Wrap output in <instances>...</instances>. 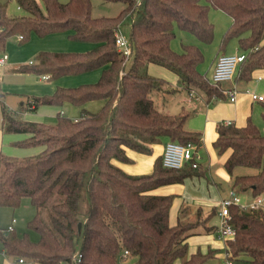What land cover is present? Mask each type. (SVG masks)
Instances as JSON below:
<instances>
[{"label": "trees", "instance_id": "obj_1", "mask_svg": "<svg viewBox=\"0 0 264 264\" xmlns=\"http://www.w3.org/2000/svg\"><path fill=\"white\" fill-rule=\"evenodd\" d=\"M105 1H122L124 7L116 15L95 17L91 0H42L44 8L37 0H17L28 14L12 15L8 0L0 2V53L10 36L21 35L24 42L32 33L69 31V38L92 44L84 51L39 50L31 63L19 64L17 71L53 80L100 69L95 81L56 86L50 94L28 98L31 109L77 106L76 119L57 112L52 123L26 120L0 105L1 132L25 134L12 144L36 148L21 157L0 151V206L13 208L29 198L34 214L27 227L39 236L31 240L28 232L0 229L3 251L43 264H120L125 250L126 257L133 259L130 264H207L219 248L190 251L186 239L214 233L215 223L209 221L216 219L219 203L211 204L206 213L197 206L191 218L183 214L188 207L179 203L172 222L170 211L177 194L151 192L205 175L206 168L191 162L168 168L158 155L149 173L130 174L112 160L130 161L124 147L151 153V144L161 137L200 145L201 132L185 127L188 109L170 113L157 108L152 95L167 81L148 74L146 68L148 64L166 67L179 85L204 94L207 101L226 98L230 88L200 71L203 52L197 44L184 43L180 51L171 46L175 28L207 44L214 34L209 11L225 12L230 23L217 51L224 53L230 39L237 37L245 57L237 66L236 80L249 82L255 70L264 68V0ZM127 17L130 52L124 54L117 48L115 33ZM168 88L166 92L175 91L171 85ZM91 100H103L96 112L84 108ZM261 106L264 119V101ZM215 130L212 146L218 153L228 150L223 166L230 175L236 166L257 169L234 174L231 188L249 198L263 195L264 134L250 117L242 125L218 122ZM143 139L150 144L142 145ZM228 211L226 223L234 230L224 246L229 257L264 264V211L238 205H230Z\"/></svg>", "mask_w": 264, "mask_h": 264}, {"label": "rangeland", "instance_id": "obj_2", "mask_svg": "<svg viewBox=\"0 0 264 264\" xmlns=\"http://www.w3.org/2000/svg\"><path fill=\"white\" fill-rule=\"evenodd\" d=\"M5 0H0V2ZM41 8H44L42 0H37ZM61 2H66V0H59ZM91 15L92 16H113L116 15L123 7L124 2L122 1H105V0H91ZM8 13L12 15L16 14H22L27 15V11L19 8L17 0H8ZM209 18L214 24V34H213V40L210 43H202L200 42L194 35L186 32V31H179L175 30L176 34L175 37L171 40V46L176 50H181V45L184 43H196L201 51L203 52V60L201 63H199L198 67L199 69L206 73L209 77L211 74V64L215 60L216 56L220 53L215 52L217 46L220 43L222 32L226 29L228 24L230 23V17L223 11L219 9H211L209 11ZM128 31H129V18L127 17L125 19V23L121 26L120 32L125 37H128ZM9 40L13 42L15 45L17 44L15 35H12L9 37ZM87 50V49H86ZM84 51V50H79ZM240 51L238 49V42L237 37L231 38L230 41L227 44V47L222 52L227 53H238ZM99 70V69H96ZM146 72L150 75H153L155 77H161L165 80H167V84L162 85L158 91L153 93V98L155 101V104L157 108L164 112H170V113H176L179 111L178 107H180L179 99L181 96H183V88L176 89V91L172 92H166V89L169 90L168 86L170 83L174 84L176 82V75L169 69H167L164 66L158 65V64H149L146 68ZM236 73L231 81L226 83L228 88H234L232 86V83L234 80H236ZM260 74L262 78L260 80H256V76ZM36 77V76H35ZM34 81H36V78H33ZM55 82V79H46L43 83L53 84ZM92 82V81H90ZM170 82V83H169ZM41 83V84H43ZM56 84V83H54ZM78 85V84H77ZM225 85V84H223ZM47 86V85H45ZM61 86V85H60ZM76 86V85H72ZM173 87V86H172ZM237 90H239L237 88ZM170 91V90H169ZM256 92L257 94L264 95V68L263 69H257L253 73L252 79L247 82L246 86H243L240 88L239 91L236 92V97H242L244 99V105L249 110V114H251L252 119L255 120L257 123H263L264 126V119L263 117H259L257 114L259 109L261 108L260 102L253 101L250 98V92ZM174 92V93H173ZM198 93V92H197ZM204 96V94H202ZM239 95V96H238ZM17 96V94L10 93L7 94L4 101L7 105L11 106V104L14 102V98ZM198 97V95H197ZM235 97V98H236ZM166 99V100H165ZM231 103L227 100H221L220 102H217L215 105H211L207 108L201 107L200 109H197L195 114L189 116L187 120L185 121V127L191 130H199L202 132V138H203V145L200 147V153L202 154L201 158L199 157V161L201 162H207L209 167V173L206 172L205 175H201L199 177L193 176V177H187L184 181V184H169L166 186V188L169 189V192H178V190L182 187V194H183V203L188 208H186V211H183L184 216H189L187 213H193L194 209L197 206H201L202 210L206 213V203H215L218 202L219 196L224 194L228 191V188L231 186L233 175L234 174H252L257 171L256 168L247 167V166H236L233 170V174L230 175L223 166V156L225 153H218L212 146L211 140L212 136H214L215 131L213 130L214 123L219 120L220 117H225L230 111ZM166 110V111H165ZM206 113H208L209 118L206 116ZM1 117V115H0ZM21 117V115H19ZM211 117V118H210ZM50 119V121L47 120ZM215 118L216 120H214ZM55 119V115H45L43 121L47 123H52ZM251 119V120H252ZM259 128V127H258ZM260 132L264 134V129L261 127L259 128ZM2 133V132H1ZM2 143L0 146V151L5 154H10L13 156L21 157L25 154L32 153L31 150H23L28 148H20L22 149L21 152H25L24 154L15 153L17 149L16 146H14L12 143H14V140L12 141L9 136L13 135L14 137L19 138V134L17 133H2ZM141 144L144 146H148L150 143L146 139H143L141 141ZM154 144H157V142L152 143V151L153 148L155 149L156 146H153ZM159 147V145L156 147V149ZM134 150V149H132ZM137 151V150H135ZM139 154L138 157H141L142 159H146L149 161L152 155V153L147 152H140L137 151ZM150 157V158H149ZM116 161H120L115 159ZM132 159L130 160V162ZM138 161V158L135 162ZM144 164V161H143ZM142 164V165H143ZM199 164V163H198ZM135 174H144V173H135ZM155 190V189H154ZM152 190V191H154ZM151 191V192H152ZM156 191L158 193H162L160 191V187L156 188ZM165 190H163L164 192ZM204 204V207H203ZM86 205V200H82V206ZM196 213V212H195ZM194 216H189L195 217ZM34 214V207L29 201V198L24 197L21 199V202L16 207H9V206H0V228L6 227L9 223V219L11 215H14L17 221L13 223V226L15 227V231L18 234H22L23 232H28L29 238L31 240H37L38 239V233L32 229H29L27 227V221L33 216ZM210 223L217 222V219H211L209 221ZM211 234V233H210ZM214 237L215 234L213 233ZM212 236V235H209ZM216 238V237H215ZM214 239V238H213ZM225 246V245H224ZM132 258L124 257L122 260H120V264H130L132 262ZM30 263L24 259L23 264ZM31 263H36L35 261H31ZM221 264V262H219ZM216 259H212L209 261V264H219ZM0 264H16V258L7 255L2 250V243L0 241ZM58 264H66V262H61ZM233 264H250L249 261L246 258H239L237 260H233Z\"/></svg>", "mask_w": 264, "mask_h": 264}, {"label": "crops", "instance_id": "obj_3", "mask_svg": "<svg viewBox=\"0 0 264 264\" xmlns=\"http://www.w3.org/2000/svg\"><path fill=\"white\" fill-rule=\"evenodd\" d=\"M18 7H19V5H18ZM175 30L182 31L178 28H175ZM175 33H176V31H175ZM68 34H69V31L53 32V33H49L45 36H38L35 33H32L30 35L29 39L24 41V42H20L21 38H19L18 35H15V38L17 41L16 45L13 42H11L9 40V38L7 39L5 47H4V51H3L7 54V60H6L4 65L0 66V105L1 104L5 105V107L8 110L17 111V113H19V115H21V118L26 119V120H34V121L43 120L45 115L54 116L57 112H60V114L69 116L73 119H76L80 116V108L77 106L71 105L69 103H65L61 107H57V106H53V105H39L35 109H31V108L27 107V101H28V98L31 96H41V95H46V94L52 93L56 86H60V85L61 86H72V85H77V84L84 83V82L95 81L100 74V69L99 70H92V71L85 72V73L78 74V75L60 76L59 78L55 79L54 83H56V84L53 83L50 86H48L49 84L43 83L44 80H46V78L42 77L43 75H35L33 73H30V72H20V71L16 70L17 67L19 66V64H21V63H25V62L31 63L36 52H38L39 50H42V49L79 51V50L89 49L92 46V44L89 42H82V41L73 40V39L69 38ZM194 44H196V43H194ZM215 52L218 53L217 48H216ZM224 53H227V52H224ZM215 60H216V58H215ZM215 60L211 64V67H210L211 71H212V68L214 66ZM33 78H36V81H34ZM261 78H262V76L260 74H258L256 76V80H260ZM228 82L229 81H226V82H224V84H226ZM41 83H43V84H41ZM246 84H247V82L234 80L232 83V86H234L236 88V90H237V88L240 90V88H242L243 86H246ZM45 85H47V86H45ZM170 85L175 88V91H176V89L183 88L182 89L183 90V92H182L183 96L181 94L179 95V96H181V98L179 99L180 107H178V109H179V111L182 108L188 109L190 111V116L195 114L196 110L200 109L202 106L207 108L211 105H215L217 102H220L221 100H224V101L228 100L232 104L230 107V111L227 114V116L220 117L219 120L214 123L213 130L215 131V134H214V136H212L213 138L211 140V144H212V141L216 135L215 127H216V124L218 122H223V123L234 122L237 125H242L245 123L247 117H250L251 119L253 117V116H251V114H249V110L244 105L245 103H244V99L242 97H236L234 101H230L229 96H228V92H227L226 98H224V99L213 98V99L207 101L205 96H203L201 93H199V92L197 93L193 89L189 90V88H186L183 85H179L177 83V77H176V82L174 84L170 83ZM239 90H237V91H239ZM10 93L17 94V96L14 98V102L11 104V106L7 105L4 101L6 95L10 94ZM254 93H256V92H254ZM197 95H198V97H197ZM259 95H262V94H259ZM262 96L264 98V95H262ZM250 98L253 101L260 102V105L262 104V101H264V99L261 101H259L257 99H253L251 97V95H250ZM22 104H23V106H21ZM102 104H103V100H91V101H88L85 103L84 108L90 112H96L97 110H99V108L102 106ZM261 112H262V106L258 111L259 114H257L259 117H262ZM206 116L209 118L208 113H206ZM213 119L216 120L215 118H213ZM252 121L255 123V125L257 127H259V128L262 127L264 129V126L262 125L263 123L259 124L253 119H252ZM259 131H260V129H259ZM17 134H19V138H18V136L14 137L13 135H10L9 138L12 141L13 140L15 141V140L21 139L25 136V134H22V133H17ZM2 136H3V134L1 133V130H0V146L2 143ZM167 140L168 139L166 137H161L159 139V141L157 142V144L153 145L156 147L159 145V147L157 149H156V147H155V149L153 148V151L151 152L152 158L149 157L150 158L149 161L146 159H142L141 157H138L139 153L137 151L132 150L131 148H128V147H124L125 151H126V155L130 158V160L132 159V161L131 162L130 161H116L115 159H113L112 162L115 165L122 168L125 172L130 173V174L149 173L151 171V168H152L153 159L158 155H162L163 146ZM202 142H203V138H202V132H201V143H200V145H198L196 147L197 163H199L200 165L205 167L207 173H209V167H208L207 162L199 161V157L201 158V156H202V154L200 153V150H199L200 147L203 145ZM20 148H22V147H17L16 150H18V151H16L15 153L21 152L22 149H20ZM23 150H31V152H36V148H28V149H23ZM24 153L25 152H23V151L21 152V154H24ZM224 153H225V155L223 156V161L226 158V156L228 155V150H226ZM25 155H27V154H25ZM137 158H138V161L135 162ZM143 161H144V164H143ZM184 181L182 183H177V184H184ZM172 184H176V183H172ZM168 185L169 184L160 186V191L162 193H159V194H166V193L177 194V197H176V199L173 203V206L171 208V211H170V220L172 222H174L175 217L178 213L179 203L181 205L183 204V200H182L183 199V194H182L183 193L182 192L183 185H181V188L178 190V192H169V189L166 188V186H168ZM230 188H231V186L228 188V190ZM163 190H165V191L163 192ZM152 192L158 193L156 191V188ZM226 193L227 192H225L224 194L219 196L218 202H215V203L218 204L220 199L223 196H225ZM243 198L249 199V197L246 193L243 194ZM211 204H213V203H210V204L206 203V210L209 208V206ZM203 207H204V204H203ZM189 215H190V213H189ZM12 218H15V216L11 215V217L9 219V223L7 224V226L0 228V229L7 230L6 228L8 227V225H10L12 223ZM15 221H17L16 218H15ZM13 223H12V226H13ZM13 229H15L14 226H13ZM209 235H212V236H209ZM186 240H187L188 248L190 251H194L197 248H199L200 250H205V249H207V247L219 248V250L215 254L216 257L213 259H216V261H218V263L221 262V264H223L222 252H223V248H224V242L215 238L213 233L212 234L191 235ZM2 250H3V248H2ZM17 261H18V259L16 258V264H23L24 263V262L18 263ZM28 262H30V263H27V264H43V263H39V262H36V263H31V261H28ZM207 264H209V262Z\"/></svg>", "mask_w": 264, "mask_h": 264}, {"label": "built area", "instance_id": "obj_4", "mask_svg": "<svg viewBox=\"0 0 264 264\" xmlns=\"http://www.w3.org/2000/svg\"><path fill=\"white\" fill-rule=\"evenodd\" d=\"M19 38H22L21 35H18ZM115 42L117 48L124 54L130 52V47L128 43V38L125 37L121 32L117 31L115 33ZM245 53H221L217 55L214 66L210 74V80L212 82H226L231 81L235 75L237 66L244 59ZM7 60V54L5 52L0 53V66L4 65ZM46 78V75L42 76ZM236 88H230L228 90V96L230 101H234L236 97ZM191 94V93H190ZM250 95L253 99L263 100V96L250 92ZM48 121L50 119L47 118ZM230 123V122H227ZM196 166L197 155H196V145L191 142L181 143L175 140H167L164 143L162 151V164L168 168H180L187 163ZM230 205H238L241 208H254L261 209L264 211V195L245 199L242 195L236 192L234 188H230L226 195L223 196L218 205V212L216 215L217 222L215 224L214 234L215 237L222 242L224 245L226 241L234 236V230L226 223L227 216L229 214L228 207ZM15 221V218H12V223ZM12 223L8 225L7 230H12ZM123 257L127 256V251H123ZM223 264H233V259L228 255L226 249H223L222 252ZM80 254L76 258V261H79ZM18 263L24 262L22 258H18Z\"/></svg>", "mask_w": 264, "mask_h": 264}]
</instances>
